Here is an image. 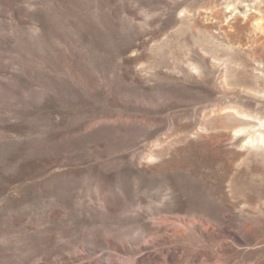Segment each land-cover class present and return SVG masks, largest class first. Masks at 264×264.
<instances>
[{"label":"rangeland","instance_id":"obj_1","mask_svg":"<svg viewBox=\"0 0 264 264\" xmlns=\"http://www.w3.org/2000/svg\"><path fill=\"white\" fill-rule=\"evenodd\" d=\"M0 264H264V0H0Z\"/></svg>","mask_w":264,"mask_h":264}]
</instances>
